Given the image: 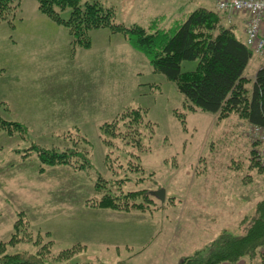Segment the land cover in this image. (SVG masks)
Returning a JSON list of instances; mask_svg holds the SVG:
<instances>
[{
	"label": "rangeland",
	"instance_id": "obj_1",
	"mask_svg": "<svg viewBox=\"0 0 264 264\" xmlns=\"http://www.w3.org/2000/svg\"><path fill=\"white\" fill-rule=\"evenodd\" d=\"M99 1L114 7L117 23L148 26L166 15V26L183 6L214 9L222 0ZM215 11L226 26L243 20ZM7 16L0 21V116L22 123L28 134L24 139L0 132V257L39 252L46 264H179L224 232L243 235L241 209L247 207L248 215V207L264 199V169L256 166L246 119L216 120L190 110L176 84L155 73L121 34L94 30L89 48L76 46L68 28L41 14L36 0H22L16 14ZM260 61L264 65L255 55L245 74L251 90ZM196 67L184 62L182 70ZM131 109L142 112L141 125H129L133 116L122 119ZM119 117L115 135L100 132ZM66 136L86 139L91 147L75 146ZM34 146L81 155L70 166H43L36 152L28 153ZM85 152L90 166L82 159ZM160 189L167 201L162 211L151 194ZM223 190L235 193L236 202L224 222L216 215L215 224L206 226L186 214L177 221L181 206L205 191ZM134 191L153 199L149 211L95 206L104 194ZM213 201L223 202L217 196ZM151 215L157 222L147 220L152 236L138 235L140 226L131 219Z\"/></svg>",
	"mask_w": 264,
	"mask_h": 264
},
{
	"label": "trees",
	"instance_id": "obj_2",
	"mask_svg": "<svg viewBox=\"0 0 264 264\" xmlns=\"http://www.w3.org/2000/svg\"><path fill=\"white\" fill-rule=\"evenodd\" d=\"M21 1L0 0V21L6 20L7 15H15ZM36 1L41 14L68 28L76 46L89 48L90 33L94 30L108 29L112 34L123 35L128 44L147 59L155 73L162 74L176 84L190 110L216 114L219 119L238 115L246 119L251 127L264 128V65L257 71L251 90L246 86L250 80L245 74L254 53L246 41L243 42L237 37L232 26L223 23L222 17L215 10L198 8L183 21H178L170 28H164L159 25V21H154L148 26L139 24L126 26L117 23L114 7H106L99 0ZM64 12L69 13L67 19L62 16ZM184 62H197V67L195 70L183 72ZM141 113L137 109L125 110L122 119L124 117L130 119L133 116L135 119L130 121L129 125L133 122L141 125L144 122ZM120 117L113 124L103 125L100 132L103 134L111 132L115 135L116 130L118 132L116 123L121 121ZM133 131L139 134L138 129ZM0 132H7L10 136L19 135L25 139L28 129L20 122L7 121L0 116ZM66 137L75 146L82 144L91 147L86 139ZM251 146L258 158L256 143L252 142ZM31 151L36 152L43 166H70L73 157L80 154L78 151L60 152L39 146L28 149V153ZM86 152L84 153L86 158L82 159L85 165L90 166ZM258 161L259 159L255 160L258 164L256 166L262 171L263 167L259 166ZM154 203L145 191H134L122 196L111 192L102 195L95 206L120 211L146 212ZM161 204L160 210L167 207V201ZM173 204L171 198L168 205ZM242 229L243 235L239 236L228 232L222 233L218 239L193 256L184 258L179 264H237L245 259L248 260V264H263L264 199L257 204L253 214L245 217ZM16 243L17 241L14 244ZM46 245L49 247L48 252H52L53 241ZM0 264H46V261L39 252L34 254L19 252L13 255L3 252Z\"/></svg>",
	"mask_w": 264,
	"mask_h": 264
},
{
	"label": "crops",
	"instance_id": "obj_3",
	"mask_svg": "<svg viewBox=\"0 0 264 264\" xmlns=\"http://www.w3.org/2000/svg\"><path fill=\"white\" fill-rule=\"evenodd\" d=\"M190 2V0L188 1ZM198 8H205V7H198ZM198 8H196L195 10H197ZM207 9V8H206ZM210 10H217V8H214V9H210ZM194 10H190L189 8H185V6L181 7V9H179V12L174 15V18L172 19V22L169 23L168 25H164L163 23L166 21V19H164V17H167L166 15H163L159 18H156L155 20H152L150 23L154 22V21H159V25L161 27H164V28H170L172 27L174 24H176L178 21H183L190 13H192ZM236 15H240L243 20H238V21H232L230 24V26H232L234 29H235V32H236V35L237 37L245 42L246 41V25H245V22L244 20H247V17L246 15L244 14H236ZM45 16V15H44ZM51 20V19H50ZM52 21V20H51ZM54 22V21H53ZM55 23V22H54ZM148 24V25H149ZM239 31V32H238ZM238 33L240 34V36H238ZM124 37V36H123ZM125 39V38H124ZM126 41V40H125ZM127 42V41H126ZM128 43V42H127ZM129 45V44H128ZM130 46V45H129ZM131 47V46H130ZM132 48V47H131ZM133 49V48H132ZM134 52L138 53V54H141L140 52L136 51L133 49ZM142 55V54H141ZM143 56V55H142ZM255 56V55H254ZM258 58H260V56L256 55ZM261 59L263 60V58L261 57ZM260 65H263L262 64V61H260ZM260 68H258L259 70ZM256 76V75H255ZM255 76L253 77V81H254V78ZM215 118L218 116L216 114H214ZM217 120V118H216ZM218 122H221V121H218ZM216 164H212L213 168L212 170L214 171V166ZM211 175H214V173H211ZM233 193L231 190H223V191H218L216 194H212L211 192H203L201 193L197 200H190V203L188 202V204L186 203L185 205L181 206L180 208V211H179V215L177 217V221L179 219H181L182 217H185L184 215L186 214V216L189 215V217L192 218V220H204L206 221V226H209L210 224V221H212V223L215 224V221L219 218L220 221L224 222L225 219H227V216H229V213H231V207H235L236 206V202H232L231 198H233ZM206 196V198L208 199V201L203 200L202 198ZM216 196L220 199V200H223V202H219V203H216L213 201V198H216ZM262 200V199H261ZM257 201V202H253L251 206H249L248 208L250 209L251 213L250 214H253L254 211H255V207L256 205L261 201ZM247 201V200H246ZM245 201V202H246ZM255 203V204H254ZM254 205V206H253ZM180 206V205H179ZM193 206V212L197 214V209L200 211L198 214H197V217H195V214L193 213L192 214V209L191 207ZM184 207V208H182ZM243 208H246V209H241V214L242 216L240 217V220H239V224H241L245 218V216H247V207H243ZM164 210V208H162L160 211ZM207 211L208 212V217H204L203 216V211ZM238 210V209H237ZM178 214V213H177ZM216 215H218V218H216ZM249 215V214H248ZM194 216V217H193ZM137 218L139 219H131V218H128V219H131L133 220V222H136V224L138 226H140L139 228L135 229L137 231V234L138 235H141L142 237H144L143 235L144 234H150L149 230H150V227L147 226V223L148 222H151V225H154V224H157V222H154V217L153 215H151L149 218L150 219H147L148 217L146 218H143V217H140L138 216ZM122 220V219H120ZM148 220V222H147ZM143 226V228H142ZM164 223L162 224V231H160L159 233H162L164 231ZM195 226V225H194ZM197 227V226H196ZM226 229V228H224ZM153 234V233H152ZM152 236V235H151ZM216 239V238H215ZM215 239L213 241H215ZM142 242V241H141ZM133 244V243H132ZM141 244L142 246L144 244L142 243H139ZM135 247H137V245L135 244ZM227 264V263H225ZM237 264H248L245 260H242L240 261L239 263Z\"/></svg>",
	"mask_w": 264,
	"mask_h": 264
},
{
	"label": "built area",
	"instance_id": "obj_4",
	"mask_svg": "<svg viewBox=\"0 0 264 264\" xmlns=\"http://www.w3.org/2000/svg\"><path fill=\"white\" fill-rule=\"evenodd\" d=\"M217 11L246 15V44L255 55L264 58V0H222ZM249 138L256 143L257 156L264 168V128L251 127Z\"/></svg>",
	"mask_w": 264,
	"mask_h": 264
},
{
	"label": "water",
	"instance_id": "obj_5",
	"mask_svg": "<svg viewBox=\"0 0 264 264\" xmlns=\"http://www.w3.org/2000/svg\"><path fill=\"white\" fill-rule=\"evenodd\" d=\"M153 196H155L159 201L164 203L166 201V191L164 189H160L158 191L151 192Z\"/></svg>",
	"mask_w": 264,
	"mask_h": 264
}]
</instances>
